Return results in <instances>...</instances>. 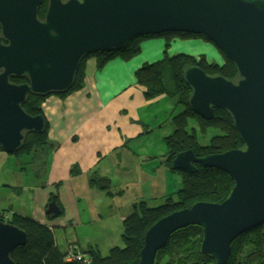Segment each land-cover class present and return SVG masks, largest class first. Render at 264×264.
<instances>
[{
  "label": "water",
  "instance_id": "obj_1",
  "mask_svg": "<svg viewBox=\"0 0 264 264\" xmlns=\"http://www.w3.org/2000/svg\"><path fill=\"white\" fill-rule=\"evenodd\" d=\"M0 0V148L15 154L28 133L45 131L43 115L23 104L30 95L69 91L82 61L96 53L124 49L142 36L201 35L234 63L238 79L210 76L198 66L184 71L192 89V111L209 121L227 111L243 148L197 157L178 153L172 169L194 174L197 166L224 171L234 182L221 203L198 202L154 224L145 235L139 264H155L157 253L178 230L199 226L202 253L227 264L232 244L264 225V0ZM26 79L15 84L12 79ZM61 210L53 200L50 219ZM22 229L0 221V264H16L13 253L26 246Z\"/></svg>",
  "mask_w": 264,
  "mask_h": 264
},
{
  "label": "crops",
  "instance_id": "obj_2",
  "mask_svg": "<svg viewBox=\"0 0 264 264\" xmlns=\"http://www.w3.org/2000/svg\"><path fill=\"white\" fill-rule=\"evenodd\" d=\"M191 46L193 48L183 50ZM172 47H180V52L190 55L197 49H213L201 39L175 38ZM164 52L165 40L153 39L145 41L141 54L128 62L116 59L99 69L97 60L90 58L86 62L81 90L66 98L48 97L42 110L49 124L51 147L44 165L42 161L31 163L29 156L8 154L0 148V215L4 216L5 222L21 215L48 225L54 232L58 248L63 255L66 250L64 256L68 257L84 250L77 245L61 248L57 231L80 226L87 218L101 221L103 206L109 210L104 194H116L112 184L114 177L129 178L117 184L119 188L129 184L132 179L129 176L134 178L137 173L148 180L154 173L171 172L165 143L170 135L169 128L163 141L164 155L145 153L143 144L151 132L157 131L158 124L164 123L161 120L165 115L169 117L170 125L179 107L176 100L166 95L148 100L145 88L136 78V72L144 64L161 61ZM208 61L219 64L215 58L211 60L209 57ZM124 163L128 166L125 167ZM40 166H44L42 171ZM94 174L110 180V191L114 195L92 185L90 180ZM98 196L102 199L100 207L92 203ZM53 200L61 210L56 219L47 215V208ZM74 233L79 237L77 230ZM89 238L97 239L95 236ZM84 257L88 259V253Z\"/></svg>",
  "mask_w": 264,
  "mask_h": 264
},
{
  "label": "trees",
  "instance_id": "obj_3",
  "mask_svg": "<svg viewBox=\"0 0 264 264\" xmlns=\"http://www.w3.org/2000/svg\"><path fill=\"white\" fill-rule=\"evenodd\" d=\"M47 6L48 0H45L39 11V19H44ZM175 38L203 39L213 44L204 36L188 33L169 32L162 35L138 37L122 50L100 52L86 57L81 63L72 88L65 93L55 95L66 98L83 88L86 62L90 58H95L98 68L102 69L113 60L121 59L128 62L139 56L141 44L153 39H164L167 53ZM219 51L226 58L223 66L215 62L210 63L205 56L197 59L185 53L175 56L165 53L166 55L161 61L144 64L136 72L138 84L146 87L145 95L148 100L166 95L176 100L180 108V111L172 116L173 132L166 137L165 143L168 148V167L173 173H178L181 176V189L177 193L164 196L163 203L156 207H150L145 201L135 203L133 212L123 221L122 241L124 246L112 248L108 256H103L97 246H91L87 252L88 259L80 256L79 253L74 254L76 258L80 259L65 257L56 244L53 230L48 225L31 217L15 215L6 223L22 229L28 236L27 245L18 248L13 253L12 257L16 264H139L145 235L160 219L182 209L190 208L198 202L221 203L230 196L234 182L224 171L204 168L200 165H196L197 171L194 174L172 169V162L176 155L184 151L192 150L197 157H205L243 148L232 117L227 111L215 110L214 118L207 121L195 114L189 105L192 89L183 79L184 71L187 68L198 66L210 76L220 75L229 80L238 79V71L234 63L223 51L220 49ZM11 81L15 84H23L26 79L14 78ZM50 96L52 95L46 97L30 95L23 104V109L32 116L43 115L42 106ZM48 131L49 124L45 118L44 133L26 134L23 148L14 155H27L31 163L42 161L41 163L44 165L45 156L51 147ZM198 133L208 135V141L205 144L199 141ZM41 168L44 166H40L39 170L42 171ZM90 181L93 186L109 195H114L110 191L111 182L109 179L94 174ZM0 221L5 222L2 214ZM202 240L203 230L199 226H188L178 230L171 236L167 245L157 253L155 264L211 263L212 261L201 251ZM227 264H264V225L249 230L235 240Z\"/></svg>",
  "mask_w": 264,
  "mask_h": 264
},
{
  "label": "rangeland",
  "instance_id": "obj_4",
  "mask_svg": "<svg viewBox=\"0 0 264 264\" xmlns=\"http://www.w3.org/2000/svg\"><path fill=\"white\" fill-rule=\"evenodd\" d=\"M188 40H195V39H188ZM201 40L206 44H210L213 49L211 51H206V50L201 51L200 49H197L196 51H194V54L192 56L196 57L197 59L201 58L202 56H205L208 59L210 57L211 60L215 58L219 61V65L222 66L225 65L224 63L226 58L219 51V49H217L213 44L208 43L203 39ZM188 48H193V46L186 47L183 50L187 51ZM180 51H182V49L180 47L173 48L171 42V46L168 49L167 53L165 46V52L163 58L165 57L166 54L169 56L170 54L171 55L183 54V52ZM200 52H204V53H200ZM144 88L146 90V87ZM179 111L180 108L175 113H178ZM162 121H164V123H162L161 125H159L160 124L159 123L158 124L159 128L157 129V131L151 132L150 137L143 144L145 153H153L161 156L164 155L162 151L164 149L163 141L165 139V131L169 128L170 134H172L173 126H172V120L170 121V125H169L168 122L169 117L167 118L166 115L163 117L161 122ZM198 136H199L198 139L202 144H205V142L208 141V135H202V133H198ZM135 151L138 150L135 149ZM23 156L24 158L27 157V155H23ZM124 166L127 167L128 163H124ZM152 176L153 177L147 180L145 177L143 178L140 174L137 173V175L134 176V178L132 176H129L130 178H132L129 184L127 183L123 186H120L119 188L116 185L128 181L126 179L129 178L125 179L124 177H114L112 180V184L113 186L116 187V188L114 187L113 189L114 194L115 193L116 194L114 196H108L104 194L107 205H109L107 209L109 210L111 209L112 212L106 210V208L103 206L105 210L104 213L101 215L102 216L101 221H94L93 219L91 220L87 218V219H83L82 224L80 226H76L75 228L69 226L64 231L58 230L57 238L60 247L68 248L73 245L80 246L84 250V252H81L84 256L87 255L86 251H88V247L90 245H93L95 247L97 246L100 249L103 256H108L111 249L114 247L117 246L123 247L124 244L122 241L121 234L123 232L122 223L124 220H122V217H124L125 219L133 212V205L139 201H145L150 207L159 206L163 203V199L165 198L164 196L177 193L179 189H181L182 187V178L178 173H173L171 171L170 173L162 174L157 172L154 173ZM119 191H122V193L118 194L117 192ZM95 202L93 201L92 203L100 207V205L102 204L101 203L102 199L98 196L97 198H95ZM75 229L77 230L79 237H76L74 233L76 232ZM93 236H95L97 239L92 240L91 238H89ZM81 253H79L80 256H83ZM64 255H66V250L64 252Z\"/></svg>",
  "mask_w": 264,
  "mask_h": 264
},
{
  "label": "built area",
  "instance_id": "obj_5",
  "mask_svg": "<svg viewBox=\"0 0 264 264\" xmlns=\"http://www.w3.org/2000/svg\"><path fill=\"white\" fill-rule=\"evenodd\" d=\"M69 258H70V259H77V258H79V257L76 258L75 254L72 253V254L69 255ZM79 259H80V258H79Z\"/></svg>",
  "mask_w": 264,
  "mask_h": 264
},
{
  "label": "flooded vegetation",
  "instance_id": "obj_6",
  "mask_svg": "<svg viewBox=\"0 0 264 264\" xmlns=\"http://www.w3.org/2000/svg\"><path fill=\"white\" fill-rule=\"evenodd\" d=\"M21 84V83H20Z\"/></svg>",
  "mask_w": 264,
  "mask_h": 264
}]
</instances>
